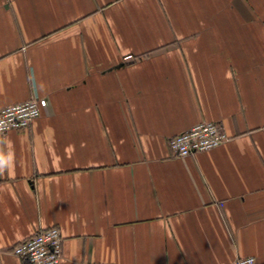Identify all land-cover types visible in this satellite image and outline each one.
<instances>
[{
  "label": "crops",
  "instance_id": "1",
  "mask_svg": "<svg viewBox=\"0 0 264 264\" xmlns=\"http://www.w3.org/2000/svg\"><path fill=\"white\" fill-rule=\"evenodd\" d=\"M0 264L40 230L59 264H264V0H0ZM228 136L178 157L201 122Z\"/></svg>",
  "mask_w": 264,
  "mask_h": 264
},
{
  "label": "built area",
  "instance_id": "2",
  "mask_svg": "<svg viewBox=\"0 0 264 264\" xmlns=\"http://www.w3.org/2000/svg\"><path fill=\"white\" fill-rule=\"evenodd\" d=\"M47 99L33 95L29 100L0 109V137L12 130L28 128L42 115ZM216 122L205 121L169 140L173 155L190 157L214 150L228 141L227 134ZM63 237L57 227L40 230L12 248V254L28 264H59L63 255ZM100 264V263H90ZM105 264V263H104ZM112 264V263H106ZM230 264H257L252 256L239 257Z\"/></svg>",
  "mask_w": 264,
  "mask_h": 264
}]
</instances>
